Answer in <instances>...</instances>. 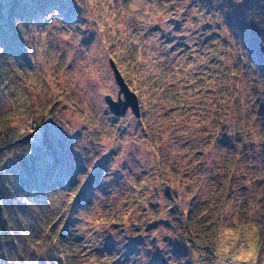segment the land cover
Instances as JSON below:
<instances>
[{
  "label": "rangeland",
  "instance_id": "1",
  "mask_svg": "<svg viewBox=\"0 0 264 264\" xmlns=\"http://www.w3.org/2000/svg\"><path fill=\"white\" fill-rule=\"evenodd\" d=\"M216 5L214 0L76 1L71 16L51 13L44 36L36 38L35 66L14 73L36 102L55 103L57 125L49 139L64 155L57 178L42 193L50 216L45 228L52 238L70 236L77 249L61 264H264V241L240 216L263 169V154L254 144L248 143L238 160L223 208L213 212L215 232L197 245L181 243V231L190 211L194 219L211 220L207 203L224 147L219 144L206 162L194 165L192 179L183 183L166 186L156 173L163 160L182 165L202 157L197 151L203 149L205 125L196 123L208 110L188 93L200 73L208 76L221 65L213 60L224 54L211 40L217 29L207 27ZM110 59L138 96L141 119L131 110L117 119L106 105L104 97L117 100L119 91ZM4 84L12 98L0 92V111L13 112L18 139L28 138L37 154H44L42 134L31 133V122L15 112L20 100L13 82ZM200 110L204 117H197Z\"/></svg>",
  "mask_w": 264,
  "mask_h": 264
},
{
  "label": "trees",
  "instance_id": "2",
  "mask_svg": "<svg viewBox=\"0 0 264 264\" xmlns=\"http://www.w3.org/2000/svg\"><path fill=\"white\" fill-rule=\"evenodd\" d=\"M76 1L82 3V0H0V92L12 98L5 90L4 82H13V90L20 100L15 101L18 108L15 112L31 122V133L42 134L41 144L45 147L44 154L39 155L37 147L30 144L28 138L18 139V129L12 126L13 112L0 111V264H61L60 261L67 262L66 256L71 260L69 254L77 250L68 239L70 236L63 239L61 235H54L52 238L51 231L45 228V220L50 216L42 193L57 178L64 155L49 139L51 126L57 125L53 115L55 103L36 102L33 92L26 91L25 84L14 80L15 72L24 74L27 73L24 71L26 66L29 69L35 66L36 38L44 36L51 13L57 11L62 16H71ZM214 1L217 5L211 13L215 16L211 23L215 28L211 23L207 27L212 31L217 29L211 40L224 49V54L213 55V60L221 65L214 71L207 68L210 69L208 76L200 73L198 85L189 88L188 93H193L201 104L203 101L204 112L208 110L203 121L196 123L205 125L201 132L203 149L197 151L202 157H198L197 164L189 160L186 164L176 165L163 160L156 173L166 186L183 183L192 179L189 174L194 165H200L203 158L202 162L208 160L210 152L219 144L224 147L226 153L218 164L220 176L215 179V188L207 203L211 220L194 219L193 211H190L186 218L187 227L181 231V243L187 241L197 245L215 232L217 220L213 219V212L223 208L225 192L233 184L238 160L241 155H246L247 144L251 142L263 154V169L254 179L257 185L250 193L251 203L246 204L240 216L250 230L257 233V240L263 242L264 0ZM223 63L227 65L223 66ZM206 77L209 79L201 82ZM205 84L211 86L208 88ZM175 97L177 101L174 102L178 103V96ZM35 104L38 109L33 112ZM203 111L200 110L197 117H204ZM252 128H256V132L252 133ZM195 147L190 146L191 149ZM251 214L253 216L249 217ZM53 254L59 255V259ZM184 264L190 262L184 261Z\"/></svg>",
  "mask_w": 264,
  "mask_h": 264
},
{
  "label": "water",
  "instance_id": "3",
  "mask_svg": "<svg viewBox=\"0 0 264 264\" xmlns=\"http://www.w3.org/2000/svg\"><path fill=\"white\" fill-rule=\"evenodd\" d=\"M109 63L115 83L119 87L117 100H114L111 96L104 97L111 114L117 119H123L126 117L128 111L131 110V113L136 119H141V108L138 96L130 89L116 62L110 59Z\"/></svg>",
  "mask_w": 264,
  "mask_h": 264
}]
</instances>
